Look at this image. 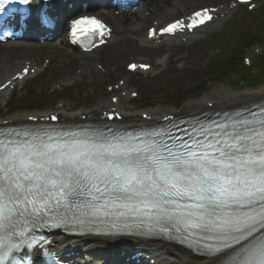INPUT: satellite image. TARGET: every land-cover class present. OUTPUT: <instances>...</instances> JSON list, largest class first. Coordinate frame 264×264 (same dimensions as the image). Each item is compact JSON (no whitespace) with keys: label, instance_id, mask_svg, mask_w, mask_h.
Instances as JSON below:
<instances>
[{"label":"snow or ice","instance_id":"1","mask_svg":"<svg viewBox=\"0 0 264 264\" xmlns=\"http://www.w3.org/2000/svg\"><path fill=\"white\" fill-rule=\"evenodd\" d=\"M191 27L181 20L163 31ZM104 28L84 16L73 21V36L94 37ZM213 123L187 139L56 130L5 135L0 262L12 264L20 248L36 246L37 227L155 225L174 230L180 243L203 251L213 264H264V110Z\"/></svg>","mask_w":264,"mask_h":264},{"label":"rangeland","instance_id":"2","mask_svg":"<svg viewBox=\"0 0 264 264\" xmlns=\"http://www.w3.org/2000/svg\"><path fill=\"white\" fill-rule=\"evenodd\" d=\"M262 3L264 4V0H262ZM207 5L210 4L201 3L193 9ZM261 10H264V8L261 7ZM261 10L253 15H246L241 22H231L230 31H225L223 35H221V39H218L217 43L210 47L193 48L191 46H166V49L150 50L152 53L151 57H148V55L145 57V54L142 53L145 49H139L137 43L132 38H128L126 42L110 47L100 56L102 65L109 70V73L103 75L92 68L91 71L82 74V86H77L76 88H80V92L83 90L85 91L86 87L91 88L93 91V97H88L85 101L80 100V104L84 106L81 109H78L76 106V96H71L69 99H65L71 102V106L78 110L75 112L71 111L70 113L79 114L83 112L82 109L89 111L96 110L99 102H108L110 97V95L106 93L108 82L113 83L122 79L123 76L126 75L124 70L125 65L129 61L138 60V58L142 57H144L146 61L154 64V70L144 76L138 75L130 77V84L128 83L126 88H136L139 93V98L131 102H128L127 100L124 101L123 106L125 110H128L129 112L140 113L151 108L157 110L159 107H162V112H164V114L172 113L174 111H179L184 104L197 99L214 100L215 98L222 96L224 93L243 95L246 93L252 94L259 89H264V74H260L256 70L252 73L253 78H249L248 69H240L237 71V77L239 76V79H245L246 82H252L253 84L261 81L256 87L247 88L245 83L242 82L237 83L238 85H233L229 82L230 80H223L216 75L209 76L212 74L210 65L205 67L208 59L212 57L211 55L213 52L222 47L224 39L234 36L238 33L239 29L247 31L253 28L252 26L254 20L256 21V16L264 14ZM226 24H223L222 27ZM129 48H131L130 51L128 50ZM46 51L47 49L43 50V52ZM254 51V49L248 50L245 56H250L251 60H253L254 57H257V54L254 53ZM164 56L167 57V60L161 61ZM69 60L60 58L54 60L53 65L57 66V64H60V67L58 69L50 70L40 81L26 85L28 92H25L24 90L20 94H14L13 97H6L5 100L0 98V118L9 119L11 116H14L13 114H22V110L35 108L38 104L44 106V112L49 111L56 107L60 98H68L66 97L67 90L61 93L50 94L46 93L45 89H51L54 83H59L60 81H64L66 82L65 84L69 85L76 79V76L79 77L76 73L77 67H80L78 65L79 63L69 64ZM259 77L260 79H258ZM204 78L205 81L201 82ZM67 81L71 82L68 83ZM198 83H201V85L198 86ZM216 87L220 88L221 93L213 95V90L216 89ZM37 89H41L42 92H39L40 90H38L37 93H35ZM187 90L189 92L187 98L184 99L185 96L183 97L181 95L177 97V94ZM68 91L71 92L72 88ZM21 94L22 97L19 98ZM4 102H7V104L4 105ZM144 103L149 106L145 108L143 105ZM14 110L17 111L13 112ZM25 114H31V112L27 111Z\"/></svg>","mask_w":264,"mask_h":264},{"label":"bare ground","instance_id":"3","mask_svg":"<svg viewBox=\"0 0 264 264\" xmlns=\"http://www.w3.org/2000/svg\"><path fill=\"white\" fill-rule=\"evenodd\" d=\"M205 4H216L218 6H222L226 4L228 0H160L159 2L152 3L150 6H148L146 9V13H150V17L154 22L166 23V19L170 18L172 15H178L180 17H185L189 13H191L192 9L195 8L197 5L203 3ZM229 2V1H228ZM213 6V5H211ZM231 15V14H230ZM129 18L134 19V23L127 22ZM105 19L108 20V22L113 26L114 28V35H116V39L123 40V34L129 33L131 35H135L134 32L138 26H141L143 29L144 25L150 24V19H146L145 16L138 14V15H128L123 14L120 17L113 18L110 15H107ZM146 23V24H145ZM143 24V25H142ZM218 24H221V21L218 22ZM140 33H138V36ZM142 38V37H141ZM8 45V44H6ZM16 46H20L21 49H19L18 53H15L12 50L4 49L0 52V80H3L5 78H8L10 76L9 74V68L15 67L17 62L22 61H30V60H36L35 58L39 56L41 50L38 51H32V54L29 53L30 49L34 46L30 44H18ZM145 46H148V43H145ZM152 48V46H150ZM130 49V48H129ZM48 53H46L48 56L50 55L55 56L57 54L58 56H67L68 53H70V59L76 57L75 53H72L70 50L63 49L57 44L55 45H49ZM30 57H28L29 55ZM49 56V57H50ZM17 61V62H15ZM81 66L80 68L88 71L90 69V65L88 64V60L84 59V57L80 58ZM220 88L216 87V89L213 90V95L220 94ZM216 100H208L207 99H197L194 101H191L183 106V108L178 112V114L185 115L188 113H198V112H207L210 111L208 107H206L204 104H210L213 102L216 110H226V109H238L244 106H248L252 103L257 102L258 100L264 99V89H259L257 92L249 94H243V95H231L230 93H224L222 96H219L215 98ZM120 106V104H119ZM118 106V108H119ZM112 107V105L110 106ZM95 112H89L90 115H93ZM169 115V114H168ZM168 115H165L167 117ZM29 116H22L17 115L16 117H13L12 119H8L9 121L15 122H24V118H28ZM153 122L157 121L155 117H153ZM76 117L73 115H69L67 117V121L70 122H77ZM125 120L128 123L132 122H139L141 121L136 118L135 115L127 114L125 112ZM125 121V122H126ZM54 244H56V248L54 249L56 252H67L72 251L75 253H80V258L82 259H92L97 258L100 256L107 257L106 260H111L112 255L116 252V250H120L122 247L126 248H137L142 249L146 252L147 255L152 256V258L156 259V262L158 264H213L212 259L203 258L198 256L197 254L188 251L184 248L173 246L170 244H166L163 242L159 243H151V242H137L134 241L133 243L127 242L125 243L123 240H113V238H84V239H74V240H68L64 237H57L53 241ZM101 262H106L105 260H101Z\"/></svg>","mask_w":264,"mask_h":264},{"label":"trees","instance_id":"4","mask_svg":"<svg viewBox=\"0 0 264 264\" xmlns=\"http://www.w3.org/2000/svg\"><path fill=\"white\" fill-rule=\"evenodd\" d=\"M256 37H257L256 34H254V35L253 34H247L244 37L245 45L252 44L255 40H257ZM238 42L240 43V41H238ZM241 57H242L241 48L240 47H235V48L232 47L230 50H228V53L226 52L224 55V60H225L224 61V68L227 70L229 69V71L231 72L241 62ZM227 73H226V75H227ZM221 75H224V72H222Z\"/></svg>","mask_w":264,"mask_h":264}]
</instances>
